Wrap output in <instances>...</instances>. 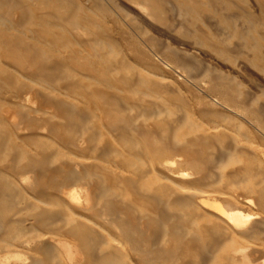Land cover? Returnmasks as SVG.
<instances>
[{
	"label": "bare ground",
	"instance_id": "obj_1",
	"mask_svg": "<svg viewBox=\"0 0 264 264\" xmlns=\"http://www.w3.org/2000/svg\"><path fill=\"white\" fill-rule=\"evenodd\" d=\"M105 1L0 0V264H264V0Z\"/></svg>",
	"mask_w": 264,
	"mask_h": 264
},
{
	"label": "rangeland",
	"instance_id": "obj_2",
	"mask_svg": "<svg viewBox=\"0 0 264 264\" xmlns=\"http://www.w3.org/2000/svg\"><path fill=\"white\" fill-rule=\"evenodd\" d=\"M60 1H62V3L63 2L73 3L72 5H70V9L71 10L75 7V5H80L83 8L91 7L95 12H98V11L100 12V9H102V7H103L104 4H106L105 6L108 5V3L105 0H60ZM116 1H119L120 3H124V4H127V2H129L128 0H116ZM3 8H4V10H3ZM5 8L8 10V12H7V10ZM1 10L4 11V12L6 11V13H7L8 16H10V15L12 16L13 15L12 12L14 11V7L12 5H6V7H2ZM253 10L255 11V13H256L255 15L257 16L258 19H264V15H262L261 12L259 13V11L257 9H253ZM109 13H110L109 11H105V12L103 11V13L100 15L101 16V19H102V21H101L102 23L101 24L105 28V34H107V36L110 35V37L112 39H114L115 42H117L118 48L120 50H123L124 53L126 54V56L128 58H130V59L135 58V54H134V52H132V48H137L138 47L137 44L135 43V41L133 39H131L129 37V34L123 29L122 24L119 23V22H117V20L114 19V16L111 13L110 14ZM69 15H70V13H68L67 16H69ZM169 26H170V23L164 24V28H166V29H170ZM261 27H264V26L261 25ZM262 30H263V28H262ZM88 36H90V35L84 34V38H82L83 37L82 35H78V39L80 38L79 40H85ZM132 43H133V46H132ZM163 53L164 54H159V55L162 58L166 59V61L168 60L167 62L173 63V61H175L174 60L175 58H173L171 55H169L168 53H165V52H163ZM129 54H132V55H129ZM168 57H169V59H168ZM171 59H173V60H171ZM192 62L194 63V69H193V73L192 74H194V76H197V78H198V77L201 76V74H202L201 72L206 67V65L204 64V62H201V61H197L196 62L193 59H192ZM247 72H248V70L245 71V75H243V80L246 81V82L248 80V77H251V78L253 77L254 78L255 74L256 75L258 74L256 72H252V71H249V73H247ZM183 90L187 94L186 95V98L188 100L190 99L191 105L193 107H195V110H197V106H196V102H195V95H193L194 92L189 91L185 86H183ZM189 95H192L193 97L192 96H189Z\"/></svg>",
	"mask_w": 264,
	"mask_h": 264
}]
</instances>
